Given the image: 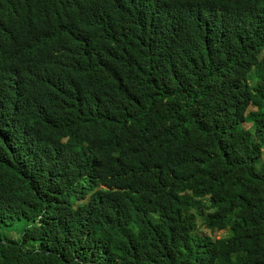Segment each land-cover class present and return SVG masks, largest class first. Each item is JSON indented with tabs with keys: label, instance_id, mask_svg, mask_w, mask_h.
Segmentation results:
<instances>
[{
	"label": "trees",
	"instance_id": "16d2710c",
	"mask_svg": "<svg viewBox=\"0 0 264 264\" xmlns=\"http://www.w3.org/2000/svg\"><path fill=\"white\" fill-rule=\"evenodd\" d=\"M0 264H264V0H0Z\"/></svg>",
	"mask_w": 264,
	"mask_h": 264
},
{
	"label": "rangeland",
	"instance_id": "374dc122",
	"mask_svg": "<svg viewBox=\"0 0 264 264\" xmlns=\"http://www.w3.org/2000/svg\"><path fill=\"white\" fill-rule=\"evenodd\" d=\"M254 109H256V107H254V106H251L250 107V110H254ZM20 231H21V229H20V227H18L15 231H13V232H7L5 235L6 236H12L14 238H18L20 236ZM228 232H229L228 230L220 231L217 234V237L218 238L219 237H224V236H226L228 234Z\"/></svg>",
	"mask_w": 264,
	"mask_h": 264
}]
</instances>
